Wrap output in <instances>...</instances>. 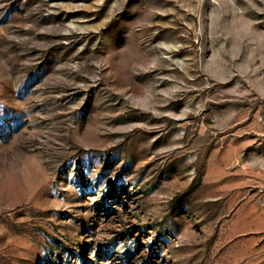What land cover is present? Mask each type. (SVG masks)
<instances>
[{"label": "rangeland", "instance_id": "374dc122", "mask_svg": "<svg viewBox=\"0 0 264 264\" xmlns=\"http://www.w3.org/2000/svg\"><path fill=\"white\" fill-rule=\"evenodd\" d=\"M0 264H264V0H0Z\"/></svg>", "mask_w": 264, "mask_h": 264}]
</instances>
